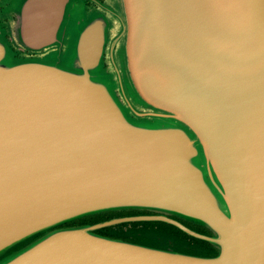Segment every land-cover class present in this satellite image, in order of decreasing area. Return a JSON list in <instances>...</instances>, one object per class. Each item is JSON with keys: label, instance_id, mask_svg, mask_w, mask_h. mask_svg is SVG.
<instances>
[{"label": "water", "instance_id": "1", "mask_svg": "<svg viewBox=\"0 0 264 264\" xmlns=\"http://www.w3.org/2000/svg\"><path fill=\"white\" fill-rule=\"evenodd\" d=\"M65 12L25 18L33 57L0 28V264H264V0ZM130 222L215 254L98 232Z\"/></svg>", "mask_w": 264, "mask_h": 264}, {"label": "flooded vegetation", "instance_id": "2", "mask_svg": "<svg viewBox=\"0 0 264 264\" xmlns=\"http://www.w3.org/2000/svg\"><path fill=\"white\" fill-rule=\"evenodd\" d=\"M58 2H65L66 12L64 17L69 14V10L72 8L76 16L80 13L81 10H95L104 5L106 0H57ZM53 0H0V28L5 33L7 39L10 42V47L14 51L15 55L19 58H26L27 56H34L37 53L36 48H32L29 45L25 44L23 41L21 32L23 30V21L27 16H36L40 15V9L45 8V4H52ZM36 4L41 5L35 7ZM76 9V10H75ZM33 20V19H32ZM193 229L202 232L209 233V230L205 227L195 225L192 223L186 222ZM143 225L149 227H159L163 230L170 231L173 234H176L180 238L187 240L191 244L198 245L204 249L209 250V254H215L216 249L211 247L209 243L202 241L199 238L191 236L189 233L171 225H153L151 224H131L128 223L125 226L111 225L105 227V233L109 234H124L129 231L131 228L142 227Z\"/></svg>", "mask_w": 264, "mask_h": 264}, {"label": "trees", "instance_id": "3", "mask_svg": "<svg viewBox=\"0 0 264 264\" xmlns=\"http://www.w3.org/2000/svg\"><path fill=\"white\" fill-rule=\"evenodd\" d=\"M127 213H130V212H127V211H115V212H105V213H100V214H96V215H92V216H88V217H85V218H81L79 219L78 221H73L72 223L70 224H79V223H87V222H96V221H101V220H105V219H108V218H111V217H114V216H117V215H124V214H127ZM131 224L135 223V224H151L153 223V225H162V226H165V225H170V224H167V223H162V222H130ZM126 224L128 223H123V224H119V226H125ZM172 226V225H171ZM147 229H158V230H162V231H166V232H169L171 233L170 231H167V230H163V227L162 229L159 228V227H149V226H145L143 225L142 227H137V228H131L129 231H127L126 233L124 234H120V235H115V234H109V233H105V228L99 230L98 232L99 233H102V234H105V235H111V236H115V237H123V238H128V239H131L132 236L130 235L131 233L133 232H137V231H141V230H147ZM173 234V233H171ZM176 235V234H174ZM204 241V240H202ZM206 242V241H204ZM208 243V242H206ZM211 246V245H210ZM212 247V246H211Z\"/></svg>", "mask_w": 264, "mask_h": 264}, {"label": "rangeland", "instance_id": "4", "mask_svg": "<svg viewBox=\"0 0 264 264\" xmlns=\"http://www.w3.org/2000/svg\"><path fill=\"white\" fill-rule=\"evenodd\" d=\"M71 22H72V20H71Z\"/></svg>", "mask_w": 264, "mask_h": 264}, {"label": "bare ground", "instance_id": "5", "mask_svg": "<svg viewBox=\"0 0 264 264\" xmlns=\"http://www.w3.org/2000/svg\"><path fill=\"white\" fill-rule=\"evenodd\" d=\"M78 221V220H77Z\"/></svg>", "mask_w": 264, "mask_h": 264}]
</instances>
